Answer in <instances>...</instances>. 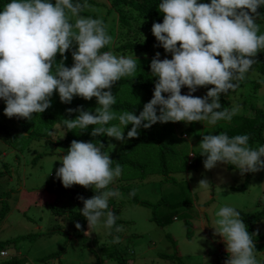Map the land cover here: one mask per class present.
<instances>
[{
  "label": "clouds",
  "instance_id": "9594fccd",
  "mask_svg": "<svg viewBox=\"0 0 264 264\" xmlns=\"http://www.w3.org/2000/svg\"><path fill=\"white\" fill-rule=\"evenodd\" d=\"M88 7L87 0H10L4 4L0 10V99L6 105L5 116L31 121L33 114L52 106L55 93L64 104H70L74 97L96 98L94 111L83 106L66 109L78 115L63 119V136L67 131L83 133L93 125L92 137L107 136L121 143L138 138L141 128L149 129L158 122L216 126L232 121L239 108H222L221 96L246 79L258 53L264 51V33L257 22L264 0H160L157 8L163 22H153L151 32L157 41L154 47H162L171 58L162 57L159 51L152 57L150 74L156 78L153 95L138 115L113 110L117 97L112 88L123 78L137 76L139 58L102 51L112 43V36L101 18L82 15ZM68 51L71 67L65 64ZM183 87L187 94H182ZM201 87L207 88L206 94L193 95ZM128 125L131 128L125 136ZM47 135L54 140L63 138H56L54 131H47ZM249 141L248 134L229 136L221 131L202 135L199 154L205 157L204 169L232 165L241 176L264 170V145L252 147ZM104 148L102 141L73 139L59 160L55 177L66 189L80 185L94 191L90 198L77 197L83 202L80 214L89 229L102 224L109 234L120 233L124 228L117 225L109 200L120 197L110 185L123 168L112 166L113 159ZM209 186L207 178L198 182V187ZM129 195L134 196L135 190ZM215 215L218 219L211 226L214 237L218 235L225 243L224 264H262L253 238L258 230L248 231L240 211L223 206ZM75 227L82 229L79 222ZM112 242L119 243L120 237L114 236Z\"/></svg>",
  "mask_w": 264,
  "mask_h": 264
},
{
  "label": "rangeland",
  "instance_id": "374dc122",
  "mask_svg": "<svg viewBox=\"0 0 264 264\" xmlns=\"http://www.w3.org/2000/svg\"><path fill=\"white\" fill-rule=\"evenodd\" d=\"M198 2L204 3V0ZM87 3L89 7L82 13L84 16L95 18V11L103 13L108 10L105 7L109 5L107 0H87ZM86 12L89 14L85 15ZM102 13L98 18L104 21L112 36L110 45L116 44V17L109 15L107 19H103ZM257 22L261 33H264V22ZM169 55L171 58V54ZM70 62L72 61L67 59L65 64ZM261 77L258 67L253 65L246 77L250 83L246 82L245 87L239 84L235 90L222 95L229 101L228 109L238 106L237 114H244L249 103L264 108V83L256 86V81ZM206 92L207 88L201 87L193 95L202 97ZM58 96V93L53 95L52 106L43 114H51L52 108H57L53 112L60 111L65 118H69L70 114H67L66 107L59 102ZM81 100L83 98L80 97L73 99L74 102ZM143 105H140L142 109ZM41 114H33V120L27 122L30 132L23 133L30 135L32 132L35 139L24 135L25 140L17 139L13 144H6L0 137V240L21 237L16 243L17 248H8V251L32 264H43L41 259L55 252L58 255L53 259V264H117L107 256L106 247L112 245L108 229L102 224L89 229L86 223L83 232H74L75 222L65 214L58 215L55 212L56 208L68 211L79 208L76 196L71 194L74 190L84 191L87 198L95 193L80 185L66 189L55 177L56 168L61 166L59 160L66 151L56 141L62 139L59 137L63 136L65 130L60 124V118H39ZM194 123L193 130L185 128L187 125L184 122L173 123L175 156L168 158L171 164L167 163L169 167H177L169 176L177 183L186 182L189 189L186 186L177 188V184L166 180L165 175L160 172L150 170L143 175L134 173L127 184L134 185L137 199L148 204L121 198L123 204L119 213V205L114 206L117 220L121 221L119 225L124 228L123 232L114 233V236L120 237L118 245L126 252L127 264H224L227 259L225 247L220 246L211 226L218 219L215 213L223 206H231L251 215L264 206V170L253 173L247 187L242 189L246 174L241 176L239 171L229 169L227 165L219 164L212 170H205L203 162L189 166L193 160L189 154H196L202 135L218 134L219 127L227 122L221 121L216 126L207 122ZM129 128L131 127L127 126L124 129V134ZM47 131H54L59 139L48 137ZM121 144L114 138H109L111 157ZM187 157L188 161L184 163ZM204 178L210 182L207 189L198 187V182ZM161 196L174 206L154 209L152 205ZM5 205L8 206V211L4 216L1 215V208ZM152 210L158 218L171 215L170 223L164 226L156 223L151 219ZM204 220H207L213 232L208 231L205 226L202 230ZM254 227L264 236V218L255 220ZM256 256L264 264V245L257 249Z\"/></svg>",
  "mask_w": 264,
  "mask_h": 264
},
{
  "label": "trees",
  "instance_id": "16d2710c",
  "mask_svg": "<svg viewBox=\"0 0 264 264\" xmlns=\"http://www.w3.org/2000/svg\"><path fill=\"white\" fill-rule=\"evenodd\" d=\"M108 6L105 5L108 10L104 11H95V18L103 16V19H107L109 15L116 17L117 28L116 34L114 36L116 44L108 45L102 51H113V54L120 56H137L139 58L140 66L138 68L137 76L132 78H123L121 81L117 82L112 91L116 94L117 103L113 106V110L117 113L123 111H134L135 114H139L142 111L140 105L148 102L153 95L155 77H152L150 74V62L152 57L155 55L157 51L161 53V55H166L170 59L169 53H165L162 47L154 45L157 44L155 37L151 32V27L153 22H163V14L158 11L157 5L160 0H107ZM10 2V0H0V10L3 8L4 4ZM54 2V0H53ZM204 3H210V0H204ZM105 4V3H104ZM261 17L258 19L259 21L264 22V7L260 8ZM112 13V14H111ZM89 12H86L85 15H88ZM109 31L111 32V27H109ZM115 33V32H114ZM145 37V39H144ZM67 59H69L70 64L66 66L71 67L73 60L71 56V51L66 53ZM60 60L59 54H57V61ZM257 63L256 66L259 69L260 75L262 76L260 80L256 81V86H260L261 83H264V51H261L257 55ZM243 82V83H242ZM248 80H244L238 83L241 86L247 83ZM188 89L186 87L182 88V94H187ZM58 100L60 102L59 96ZM61 103V102H60ZM0 105V137L2 142L6 144H13V142L17 139H24L27 134L30 132L27 126L28 120L25 119H17V118H8L4 115L3 109L6 106L4 101L1 99ZM67 108H76L78 106H83L84 109L89 111H94L97 106L96 98H92V100H81V102H72L70 104H64ZM221 104L222 108L229 107V101L224 99L221 96ZM5 105V106H4ZM57 109V108H52ZM51 114H41L39 118L42 116L49 117V119L60 118V124L63 126L62 121L66 117L60 111L53 112ZM69 115V113H67ZM78 113L70 114L69 118L74 119ZM131 127V125H128ZM195 123H191L187 125L185 128L189 130H193ZM93 125H90L88 129L83 133H78L77 131H67L65 133L64 138L56 141L58 145L65 148V154L67 149L70 146V143L73 139L78 141H94L99 142L102 141L105 144L104 151L109 152V137L107 136H98L92 137L90 135ZM130 129V128H129ZM66 131V129L64 128ZM219 132H226L229 136H234L238 134H248L250 136L249 143L252 147L258 148L261 145H264V108L259 107L253 103H249L247 105V111L244 114H236L231 122L224 123L219 127ZM140 135L138 138H133L126 140L120 146L116 148L114 156L111 157L113 159V167L116 164H120L123 168L121 176L111 184L110 188L114 190H118L120 193V197H113L109 200V210L114 211V206H118V213L120 212L121 204H123L124 198L131 202H137L143 205H147L148 203L145 201L138 200L136 195L130 196L129 193L135 189V186L132 184H127L130 178L136 174H144L147 171L152 170L153 172H160L165 175V179L171 181L178 185L177 188L186 186L188 189V184L186 182L177 183L173 177H170L169 174L172 170L176 168L169 167L168 164L169 157H174L175 152L173 150V143L175 142V134L173 132V123H156L149 129L140 130ZM127 133H125V136ZM30 139H35V135L31 134L27 135ZM202 139V138H201ZM201 139L198 141L200 143ZM25 140V139H24ZM200 149L196 151L195 155H192L193 160L190 161L189 166L197 165L205 159V157L199 154ZM187 159L184 161L186 163ZM168 163V164H167ZM183 163V164H184ZM229 169H235L232 165H227ZM139 169V170H138ZM239 171L238 169H236ZM140 171V172H139ZM253 173H246V179L244 184L242 185V189H245L248 185L249 178ZM123 184H127L126 186ZM71 194L76 196L78 209L66 210L56 208L55 212L58 215L65 214L69 219L73 220L75 223L79 222L82 226L81 230H77L74 228V232L76 231H84L86 227L87 220L86 218L80 214V209L83 208V202L79 200L78 196H83L85 198L86 195L82 190H74ZM186 202V200L184 201ZM154 209L161 206H174L167 202V198L161 196V198L152 205ZM8 211V206H4L1 208V215H6ZM115 212V211H114ZM151 219L155 220L159 225H167L170 223L171 215H165L163 217L158 218L155 215V211L152 210ZM241 218L244 223L247 225L248 231L250 233L256 231L254 225L255 220L264 218V206L261 210L249 215L245 212H241ZM116 214V213H115ZM4 215V216H5ZM120 220H117L116 223L119 225ZM114 231L109 234V241L111 242V246H107V256L111 260H114L117 264H127L128 259L126 258L125 250L119 248V243H113ZM25 236H23V239ZM256 242V249H260L262 245H264L263 234L258 230V235L253 237ZM21 239V237L16 239H3L0 240V252L7 251V256L4 258H0L2 264H25L26 260H22L16 254L11 255L8 251V248H17L16 243ZM58 255V252L51 253L45 258L41 259L43 264L52 263L55 256ZM55 264V263H54Z\"/></svg>",
  "mask_w": 264,
  "mask_h": 264
},
{
  "label": "water",
  "instance_id": "95a60500",
  "mask_svg": "<svg viewBox=\"0 0 264 264\" xmlns=\"http://www.w3.org/2000/svg\"><path fill=\"white\" fill-rule=\"evenodd\" d=\"M204 226H205V228L208 230V231H210V232H213L210 228H209V226H208V224H207V220H204ZM216 238L218 239V241H219V243H220V246H222V247H225V243L222 241V239H220L217 235H216Z\"/></svg>",
  "mask_w": 264,
  "mask_h": 264
},
{
  "label": "built area",
  "instance_id": "2783aa9c",
  "mask_svg": "<svg viewBox=\"0 0 264 264\" xmlns=\"http://www.w3.org/2000/svg\"><path fill=\"white\" fill-rule=\"evenodd\" d=\"M8 254H7V251H1L0 252V258H4L6 257ZM25 264H32L30 262H26ZM48 264H52V263H48Z\"/></svg>",
  "mask_w": 264,
  "mask_h": 264
}]
</instances>
